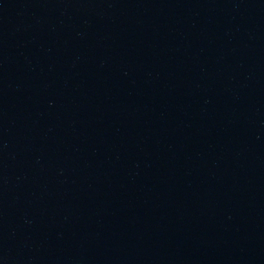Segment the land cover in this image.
<instances>
[{
  "label": "water",
  "instance_id": "obj_1",
  "mask_svg": "<svg viewBox=\"0 0 264 264\" xmlns=\"http://www.w3.org/2000/svg\"><path fill=\"white\" fill-rule=\"evenodd\" d=\"M0 264H264V0H0Z\"/></svg>",
  "mask_w": 264,
  "mask_h": 264
}]
</instances>
